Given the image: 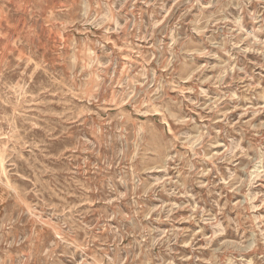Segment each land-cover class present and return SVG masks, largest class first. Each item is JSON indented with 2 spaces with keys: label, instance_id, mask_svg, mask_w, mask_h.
<instances>
[{
  "label": "rangeland",
  "instance_id": "rangeland-1",
  "mask_svg": "<svg viewBox=\"0 0 264 264\" xmlns=\"http://www.w3.org/2000/svg\"><path fill=\"white\" fill-rule=\"evenodd\" d=\"M0 264H264V0H0Z\"/></svg>",
  "mask_w": 264,
  "mask_h": 264
}]
</instances>
